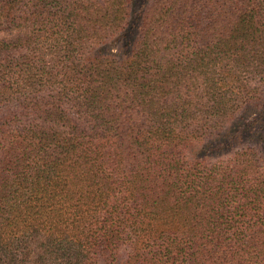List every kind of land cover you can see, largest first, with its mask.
<instances>
[{"label": "trees", "instance_id": "obj_1", "mask_svg": "<svg viewBox=\"0 0 264 264\" xmlns=\"http://www.w3.org/2000/svg\"><path fill=\"white\" fill-rule=\"evenodd\" d=\"M0 264H264V0H0Z\"/></svg>", "mask_w": 264, "mask_h": 264}, {"label": "rangeland", "instance_id": "obj_2", "mask_svg": "<svg viewBox=\"0 0 264 264\" xmlns=\"http://www.w3.org/2000/svg\"><path fill=\"white\" fill-rule=\"evenodd\" d=\"M138 1H140V0H138ZM137 5H138V2L136 1V6ZM133 16H134V14L132 15V17ZM131 20H132V18H131ZM132 36H134V25H131V22H130V24H128L126 26V30H125L124 34L122 35V37H120L118 39H115L112 42H109L106 45H104L103 46V50L104 51L106 50V51L118 53V52L121 51V49H122L125 41L128 40V39H131ZM255 117L256 116H255V113L253 111L246 113L245 118H244L245 120L244 119H243L244 121L242 120V124H243V122H252V125H253L254 124V118ZM255 129L256 128H254V131H255ZM235 130H236V128H234L232 130V133ZM226 139L227 138H224L223 140L226 141ZM230 147H232V146H230Z\"/></svg>", "mask_w": 264, "mask_h": 264}]
</instances>
